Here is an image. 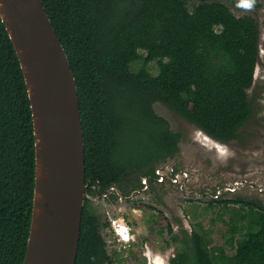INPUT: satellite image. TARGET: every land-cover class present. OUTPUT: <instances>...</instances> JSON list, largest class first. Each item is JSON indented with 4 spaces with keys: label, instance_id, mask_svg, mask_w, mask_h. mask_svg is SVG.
I'll return each mask as SVG.
<instances>
[{
    "label": "trees",
    "instance_id": "16d2710c",
    "mask_svg": "<svg viewBox=\"0 0 264 264\" xmlns=\"http://www.w3.org/2000/svg\"><path fill=\"white\" fill-rule=\"evenodd\" d=\"M42 1L77 82L86 183L115 184L129 195L142 175L180 152L181 133L155 111V102L216 141L240 138L253 115L255 18L236 16L221 0ZM139 59L143 64L133 68ZM155 60L153 74L147 63ZM34 185L30 100L0 17V264H23ZM89 202L85 195L75 264H113L101 232L109 222ZM224 202L222 219L231 211L224 244H212L200 229L181 237L169 228L180 241L170 264H264V205L238 197L239 206L230 209Z\"/></svg>",
    "mask_w": 264,
    "mask_h": 264
},
{
    "label": "rangeland",
    "instance_id": "374dc122",
    "mask_svg": "<svg viewBox=\"0 0 264 264\" xmlns=\"http://www.w3.org/2000/svg\"><path fill=\"white\" fill-rule=\"evenodd\" d=\"M221 1L236 16L249 15L259 24V62L248 90L253 115L240 129V138L227 143L229 155H224L212 148L214 139L194 124L162 102L154 103L155 111L181 133L180 152L155 166L171 163L182 172L190 171L192 180L184 190L172 183L154 185L150 193L129 200L91 198L90 205L102 220L123 216L134 233L135 240L129 245H117L110 227L101 228L108 252L114 257L113 264H170L180 241L170 238L169 228L181 237L185 230L200 229L209 235L212 244L220 247L225 241V221L231 213L225 212L222 219L220 205L225 204L224 200L230 209L239 206L234 202L238 197L264 205V0H255L251 10L243 8L242 0ZM142 64L139 59L131 65L136 68ZM147 67L153 74L158 72L156 60L148 62ZM226 250L230 252L227 247Z\"/></svg>",
    "mask_w": 264,
    "mask_h": 264
},
{
    "label": "water",
    "instance_id": "95a60500",
    "mask_svg": "<svg viewBox=\"0 0 264 264\" xmlns=\"http://www.w3.org/2000/svg\"><path fill=\"white\" fill-rule=\"evenodd\" d=\"M0 17L33 118L35 185L23 264H75L88 185L76 78L42 0H0Z\"/></svg>",
    "mask_w": 264,
    "mask_h": 264
},
{
    "label": "flooded vegetation",
    "instance_id": "af4514ba",
    "mask_svg": "<svg viewBox=\"0 0 264 264\" xmlns=\"http://www.w3.org/2000/svg\"><path fill=\"white\" fill-rule=\"evenodd\" d=\"M214 148L217 150V152L221 149L218 143L214 145ZM191 180L192 174L190 171L182 172L181 169H176L171 163H161L160 165L155 166L154 170L150 174L142 175L140 177V181L138 182V187H136V189H134L129 195H124L121 189L115 184L102 187L97 184H92L89 181L85 193L86 197L90 201L89 204L92 201L91 198L97 197L103 199L104 201H113L117 199L129 200L132 198H137V196H140V194L141 196H144L146 192L150 193L154 185H165L167 183H172L180 190H184L186 189L184 187H186ZM218 195L219 192L215 196L218 197ZM114 217L116 216L109 217V221H107L109 222V227L111 225V220ZM119 217H122L124 220L123 216ZM114 243H116V240H114Z\"/></svg>",
    "mask_w": 264,
    "mask_h": 264
},
{
    "label": "built area",
    "instance_id": "2783aa9c",
    "mask_svg": "<svg viewBox=\"0 0 264 264\" xmlns=\"http://www.w3.org/2000/svg\"><path fill=\"white\" fill-rule=\"evenodd\" d=\"M177 181V180H176ZM110 229L118 244L127 245L135 240L134 233L130 225L122 218L114 217L111 220Z\"/></svg>",
    "mask_w": 264,
    "mask_h": 264
},
{
    "label": "clouds",
    "instance_id": "9594fccd",
    "mask_svg": "<svg viewBox=\"0 0 264 264\" xmlns=\"http://www.w3.org/2000/svg\"><path fill=\"white\" fill-rule=\"evenodd\" d=\"M242 4H243V8L245 10H251L255 4V0H242ZM218 143L220 146V151H218L220 154H224L226 155V153L228 152V145L226 142H221V141H214V145ZM213 145V146H214ZM155 264H159V261H156Z\"/></svg>",
    "mask_w": 264,
    "mask_h": 264
},
{
    "label": "bare ground",
    "instance_id": "6f19581e",
    "mask_svg": "<svg viewBox=\"0 0 264 264\" xmlns=\"http://www.w3.org/2000/svg\"><path fill=\"white\" fill-rule=\"evenodd\" d=\"M129 245V244H128Z\"/></svg>",
    "mask_w": 264,
    "mask_h": 264
}]
</instances>
